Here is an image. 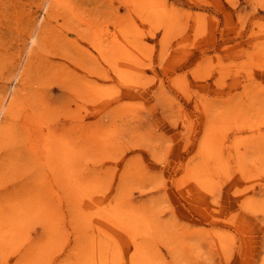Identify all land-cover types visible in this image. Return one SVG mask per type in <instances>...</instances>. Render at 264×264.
<instances>
[{"label": "rangeland", "instance_id": "1", "mask_svg": "<svg viewBox=\"0 0 264 264\" xmlns=\"http://www.w3.org/2000/svg\"><path fill=\"white\" fill-rule=\"evenodd\" d=\"M0 264H264V0H0Z\"/></svg>", "mask_w": 264, "mask_h": 264}]
</instances>
